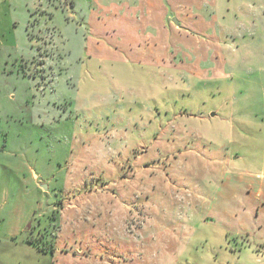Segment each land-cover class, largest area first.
Returning <instances> with one entry per match:
<instances>
[{
    "label": "rangeland",
    "instance_id": "rangeland-1",
    "mask_svg": "<svg viewBox=\"0 0 264 264\" xmlns=\"http://www.w3.org/2000/svg\"><path fill=\"white\" fill-rule=\"evenodd\" d=\"M213 1L225 62L203 78L193 31L147 67L89 0H0V264H264L216 194L264 175V0Z\"/></svg>",
    "mask_w": 264,
    "mask_h": 264
},
{
    "label": "crops",
    "instance_id": "crops-1",
    "mask_svg": "<svg viewBox=\"0 0 264 264\" xmlns=\"http://www.w3.org/2000/svg\"><path fill=\"white\" fill-rule=\"evenodd\" d=\"M87 0H76V6L78 4H85ZM90 4L94 5V9H90L91 13L104 14L107 18H98L102 26H99L94 20L95 16L91 20L93 31H97L98 34L103 35L107 31H129L130 39L128 42L120 41L119 44L128 48V52L132 54L129 56L132 61L145 65L147 67L160 66L158 60L153 59L151 54L157 47L160 48L163 42L159 39L168 36V31H193L195 37L193 38L192 51L195 53V61L197 66L206 68L204 75L201 71H198V75L203 78L216 76L215 71L219 61L222 65L224 57L222 40L219 36H222L223 27L218 29L213 22L212 14L205 15L204 5L207 0H89ZM211 5L214 6L213 0ZM217 6V3H215ZM122 5V6H119ZM262 9L264 3L261 4ZM118 7V8H117ZM98 14V13H97ZM177 17L181 22V27L178 28L173 25V18ZM264 17V14L262 18ZM97 19V18H96ZM110 21V22H109ZM169 22L172 24L169 25ZM264 30V19H262ZM94 28L96 30H94ZM225 28V27H224ZM94 33V32H93ZM183 37L177 35V43L183 42ZM96 41V42H95ZM94 45H99L102 42L95 39ZM126 44V45H125ZM160 45V46H159ZM118 47H120L118 45ZM131 49V50H129ZM111 47L102 45L96 47L98 57L102 61L105 59L112 62L118 59L110 54ZM102 52L105 53L103 56ZM118 62H120L118 60ZM200 78V77H199ZM32 174L37 182H39L40 174H38L34 168L31 169ZM245 174L230 173L226 177L231 180L228 186L224 187V193H221L219 189L216 194L223 196L224 211L228 212L230 216L240 218L241 225H232L231 221L225 223V233L231 234V231L235 233H245L247 238L256 239L258 242L264 241V175L249 176L248 179ZM234 179L239 180L241 187L237 188L234 185ZM238 193L244 194L246 197L241 200H237ZM135 196V194H134ZM229 205L226 207L225 204ZM237 202V203H235ZM241 202V203H239ZM136 204V203H135ZM238 207H233V205ZM231 213V214H230ZM255 216H254V215ZM258 216V218H257ZM234 226V227H233ZM233 233V232H232Z\"/></svg>",
    "mask_w": 264,
    "mask_h": 264
},
{
    "label": "trees",
    "instance_id": "trees-1",
    "mask_svg": "<svg viewBox=\"0 0 264 264\" xmlns=\"http://www.w3.org/2000/svg\"><path fill=\"white\" fill-rule=\"evenodd\" d=\"M29 244H32V245H35V246H37V248L39 249V250H41V251H43V252H45V249L44 248H40V247H38V244H36L32 239H29L28 241H27Z\"/></svg>",
    "mask_w": 264,
    "mask_h": 264
}]
</instances>
